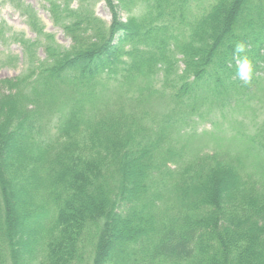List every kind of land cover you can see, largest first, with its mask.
Instances as JSON below:
<instances>
[{
  "label": "trees",
  "instance_id": "obj_1",
  "mask_svg": "<svg viewBox=\"0 0 264 264\" xmlns=\"http://www.w3.org/2000/svg\"><path fill=\"white\" fill-rule=\"evenodd\" d=\"M19 1L39 39L0 80V264H264V121L234 126L264 104V0H105L111 23L44 0L69 47Z\"/></svg>",
  "mask_w": 264,
  "mask_h": 264
},
{
  "label": "rangeland",
  "instance_id": "obj_2",
  "mask_svg": "<svg viewBox=\"0 0 264 264\" xmlns=\"http://www.w3.org/2000/svg\"><path fill=\"white\" fill-rule=\"evenodd\" d=\"M16 1L20 3L19 0ZM22 3L37 12L40 25L43 27L45 33L54 35L55 41L63 47H69L71 45V39L64 33L63 29L54 24L44 0H22ZM88 3L94 6L95 14L100 19H103L107 23L112 22L113 13L105 0H89ZM76 4L77 0L73 3V6H76ZM112 4H118V1L113 0ZM118 16H120L122 21H125L127 18L124 10L119 11ZM21 38L32 41L39 39L37 33L27 23L21 8L15 6L11 0H0V80L21 76L25 72L28 58L25 57L26 55L21 45ZM37 55L38 57L44 58L45 53L43 47L37 49ZM259 73L260 71L257 74ZM152 100L156 102L155 107L158 103L157 112L159 114L167 113L168 106L163 98L154 95ZM261 100L257 98V102ZM245 120L246 125L235 124L234 126L254 133L256 128L264 121V104L258 107L255 112H251L250 115L246 116ZM227 121L223 120L221 123L228 124ZM213 122L214 120L206 118L204 120L193 119L187 123L188 125L185 124L184 129L187 131L195 130L200 136L195 138V144L190 146L192 151H210L214 147H218L215 136L211 134L216 129L214 128ZM218 127L224 134L223 138L224 136L229 137L228 133L226 132L227 134H225L224 132L226 130L228 131V126L223 125ZM214 134L217 136L216 133ZM223 142L225 143L226 149L233 146V143H229L227 140H223Z\"/></svg>",
  "mask_w": 264,
  "mask_h": 264
},
{
  "label": "clouds",
  "instance_id": "obj_3",
  "mask_svg": "<svg viewBox=\"0 0 264 264\" xmlns=\"http://www.w3.org/2000/svg\"><path fill=\"white\" fill-rule=\"evenodd\" d=\"M233 55L237 59L236 73L239 79L244 83H250L254 74V64L247 55V44L244 41L236 42Z\"/></svg>",
  "mask_w": 264,
  "mask_h": 264
}]
</instances>
